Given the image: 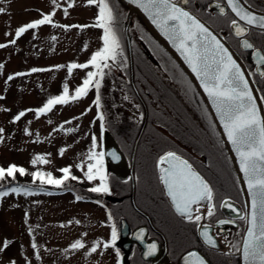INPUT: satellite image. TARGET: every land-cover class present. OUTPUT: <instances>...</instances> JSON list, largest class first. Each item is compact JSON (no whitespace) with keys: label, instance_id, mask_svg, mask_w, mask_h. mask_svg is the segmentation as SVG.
<instances>
[{"label":"flooded vegetation","instance_id":"obj_1","mask_svg":"<svg viewBox=\"0 0 264 264\" xmlns=\"http://www.w3.org/2000/svg\"><path fill=\"white\" fill-rule=\"evenodd\" d=\"M174 1L208 23L227 41L245 65L260 98L264 97V75H261L264 62H259L260 56H264V30L247 26L243 35L236 36L230 23L236 18L225 0ZM243 1L264 11L248 0ZM109 5L113 9L112 27L119 48L116 59L109 58L106 62L113 71L109 81L114 85L110 89L112 116L110 119L106 116L103 125L110 131L131 169L119 178L102 157L109 193L89 191L99 184V179L92 184L86 183L74 170L70 173L77 177L76 180L69 178L62 185L47 184L41 188L52 196L72 195L79 205L70 210L77 211L76 214L66 211L70 207L58 208L65 215L61 216L59 211L61 217L49 221L57 228L49 235V256L55 258V264H120L123 247L117 244V240L123 219L128 264H192L196 257L189 256L190 252L197 253L206 264H239L245 204L239 189L236 198L225 195L229 189V161L203 101L189 78L134 15L127 27L131 47L130 72L125 43L122 45L117 34L119 25L123 37L127 9L117 0ZM221 7L225 9L224 14L220 13ZM244 40L252 47L245 48ZM120 47L123 48L122 57L118 55ZM261 101L264 107V100ZM94 151L102 152L99 136ZM169 151L187 160L212 187L213 216L206 214L207 201L193 205V217L197 214L202 216L198 223L188 221L175 211L160 180L159 168L167 167V163L158 167L159 157ZM215 163L221 174L218 169L215 171ZM60 173L53 177L61 178L64 173ZM224 198L235 201L240 209L238 214L242 215L225 214L220 207ZM197 207L199 213L196 212ZM222 220L234 223L221 224ZM113 225L117 231L115 245L111 244ZM205 228L216 241L214 246L201 235ZM78 239L84 248L71 249L70 245ZM105 243L109 244L108 248L103 247ZM150 244L156 245V251L148 255ZM94 245L97 252L91 253Z\"/></svg>","mask_w":264,"mask_h":264},{"label":"rangeland","instance_id":"obj_2","mask_svg":"<svg viewBox=\"0 0 264 264\" xmlns=\"http://www.w3.org/2000/svg\"><path fill=\"white\" fill-rule=\"evenodd\" d=\"M248 1L264 8V0ZM56 3L59 7L52 0H0V8L4 9L0 12V44L6 45L0 48V65L3 66L0 67V129H3L0 132V168L16 165L25 169L24 174L16 172L12 177L5 175L0 179V192L8 193L0 196V264H12L13 261L15 264H55V258L49 256L48 239L51 231L57 228L49 221L65 215L58 208L70 207L66 211L71 214L74 211L70 210L79 207L72 195L47 194L41 189L47 184L34 180L33 172L61 175L60 170L67 167L77 172L84 182H95L87 180L85 172L89 163H95L88 159L89 151H94L93 136L96 139L100 136L101 124L95 116L93 103L96 90L91 88L87 96L55 105L51 111L39 116L35 112L50 97L61 95L65 84L69 95H73L87 73L96 69L89 65L88 68L73 69L69 74L67 65L86 63L103 47V29L91 27L99 13L98 5H89L87 0H56ZM52 12L55 13L53 24L29 29L19 37L15 35L19 27ZM72 25L89 27H70ZM12 40L15 43H11ZM118 55L124 56L123 48L120 47ZM57 65L64 67L58 68ZM32 68L48 70L31 72ZM18 72L25 75L16 76ZM103 72L99 109L104 110V117L110 119V89L114 84L111 85L109 79L113 71L105 67ZM9 76L13 78L9 80ZM21 111L24 116L15 120ZM61 149H64L63 153ZM37 156L48 162L33 164ZM214 167L221 174L216 163ZM6 182L8 185L4 187L2 184ZM228 182L225 195L236 198L233 182L230 179ZM13 188L20 191L13 192ZM53 234L57 235L56 231Z\"/></svg>","mask_w":264,"mask_h":264},{"label":"snow or ice","instance_id":"obj_3","mask_svg":"<svg viewBox=\"0 0 264 264\" xmlns=\"http://www.w3.org/2000/svg\"><path fill=\"white\" fill-rule=\"evenodd\" d=\"M141 9L147 13L152 22L157 25L161 32L174 44L177 50L181 53L187 63L191 66L192 71L200 78L201 84L212 99L216 107V111L220 116L226 131L229 141L235 147L239 156L240 169L244 173L247 180L248 190L252 195L251 201V219L250 227L247 229V237L244 240L243 256L245 261L251 264H264V116L260 115L256 97L249 87V82L245 78V74L241 66L233 58L228 48L206 27L196 16L189 11L179 7L174 0H132ZM52 3L57 5L56 0ZM89 5L96 4L99 7V13L96 17V22L91 27L103 29L101 37L103 47L94 52L91 58L83 64L70 63L67 65L69 74L73 69L88 68L93 66L96 71H89L82 84L75 89L73 95H69L67 84L64 85V90L61 95L50 97L43 107L35 109L39 116L40 114L49 112L55 105L67 104L69 101H74L88 95L91 88H95L96 97L93 103L97 109L101 107V80L105 73L103 68L108 67L106 63L109 58L113 61L117 56L119 41L112 27L114 20L113 9L110 7L108 0H87ZM187 3V0H185ZM227 5L240 20L246 21L249 25L259 24L261 29H264V15L259 17L249 11L241 4V0H227ZM69 7H72L69 4ZM67 15V9L64 10ZM0 12H4L0 8ZM220 13L224 14L225 9L220 8ZM54 12L45 14L41 19L33 20L30 23L19 27L15 35L21 36L29 29H36L41 25L53 24ZM231 25L235 26V35H243L245 29L240 27L236 19L230 21ZM67 28L66 25H53ZM70 27L85 28L89 25H72ZM55 39V37H52ZM11 43H15L12 40ZM245 48H251L247 40L243 41ZM6 47L0 44V48ZM103 62V63H102ZM259 62H264V56H260ZM0 67H3L0 65ZM56 67H64L57 65ZM48 69L32 68L31 72L47 71ZM16 76L25 75V73H16ZM264 75V73H261ZM13 77L9 76L11 80ZM264 100V97H261ZM31 111V110H29ZM21 111L15 120H19L24 116ZM98 118L101 121V130L103 131V121L105 119L102 112H98ZM27 132V129L25 130ZM68 131H73L69 129ZM3 132V129H0ZM96 147V137L93 136L92 149ZM64 149H61L63 153ZM104 153L89 151L88 159L95 161L89 163L85 176L87 180L93 181L99 179V184L90 188L89 191L96 193H109L107 176L103 172V157ZM37 161L47 163L42 156H37L32 163ZM167 163V167H160V180L167 189V195L171 198L172 205L175 211L185 217L188 221L199 222L202 219L200 214L193 217V205H199L202 201H207V216L214 215L213 189L203 176L198 173L193 166L185 159H182L175 152H166L159 157L158 167ZM80 167V165H77ZM64 175L57 179L51 173L33 172V179H39L41 183L62 185L65 180L71 178L76 180V176H71L70 168L60 170ZM16 172L24 174V168H18L16 165H11L7 169L0 168V179L5 175L12 177ZM13 192H19L20 189L13 188ZM7 192H0V196H6ZM30 194V193H26ZM80 199V197H77ZM231 208L232 205L228 204ZM199 207L196 212L199 213ZM109 219L111 216L109 215ZM223 223H234V221H220ZM205 241L210 245H215L216 241L209 236L208 231L201 233ZM117 240V231L115 225L112 227L111 244L115 245ZM7 241L4 246L7 247ZM34 248L35 244L32 245ZM103 247L108 248L109 244L105 243ZM71 249L84 248L81 240H76L70 245ZM148 255L156 251V245L148 246ZM2 250V249H0ZM91 253L97 252V246L90 249ZM189 256L196 257L192 264H206L205 260L200 258L197 253L190 252ZM12 264H15L13 261Z\"/></svg>","mask_w":264,"mask_h":264},{"label":"water","instance_id":"obj_4","mask_svg":"<svg viewBox=\"0 0 264 264\" xmlns=\"http://www.w3.org/2000/svg\"><path fill=\"white\" fill-rule=\"evenodd\" d=\"M120 3H122L124 6L127 7L128 13L123 25V32H124V37H125V43H126V51H127V56L129 59L130 63V72L132 73L131 70V47H130V41H129V36L127 32V26L128 22L130 19V15L132 13H135L145 28L149 31V33L154 37V39L162 46V48L169 54V56L177 63V65L181 68V70L187 75L193 86L195 87L196 91L200 95L213 123L214 126L217 130V133L223 143V146L225 148V151L227 153V156L229 158V162L231 164L232 170L235 174L240 192L242 194L244 204H245V211H244V218H245V223H244V228L241 236V241H240V246H239V264H251L249 261H245L244 256H243V245H244V240L247 237V229L250 227L249 221L251 219V201H252V195L250 194L248 190V185H247V180L245 179L244 173L240 169V161H239V156L237 155V152L235 150V147L229 141L226 131L224 129L223 123L220 119V116L218 115L216 111V107L212 102V99L208 96V94L205 92L200 78L192 71L191 66L187 63V61L184 59V57L181 55V53L177 50V48L174 46V44L161 32V30L157 27L156 24L152 22V19L150 16L145 13L143 9H141L137 4L133 3L132 0H118ZM175 2V1H174ZM227 4V0H225ZM176 3V2H175ZM179 7L184 8L186 11H189L185 7H183L181 4L176 3ZM241 4L247 8L249 11L253 12L256 14L258 17L260 15H264V11H259L256 9H253L252 7L248 6L243 0H241ZM228 7V5H227ZM229 11L231 14L239 21V26L246 29L248 27H252L255 29H261L259 24L255 25H249L247 24L246 21L240 20L239 17L235 15L231 11V9L228 7ZM192 15L196 16L206 27L209 28V30L221 41L222 44L226 48H228L229 52L232 54L233 58L237 61V63L241 66V69L243 70L245 74V78L249 82V87L252 90V93L254 97H256L257 101V106L260 112L261 116H264V108L262 101L260 99L259 93L255 87V84L253 83L251 76L249 72L247 71L245 65L243 64L242 60L238 56V54L232 49V47L225 41V39L215 30L213 29L208 23H206L204 20H202L200 17L189 11ZM246 25L245 27L241 26V23ZM233 29L235 31V26H233ZM102 153H104L103 157L105 161H107L109 169L119 178L124 177L127 172H130L129 170L131 169L127 165V161L117 146L116 142L114 141L112 135L108 130H105L102 135ZM165 186V185H164ZM166 192L167 189L165 188ZM171 199V198H170ZM228 204H231L232 207L229 208L227 207ZM221 209L225 214H228L230 216H238L242 214H238V211L240 212L239 205L229 199V198H224L221 201L220 204ZM174 208V207H173ZM121 227H120V234L119 238L117 240V244L119 246L122 245V254L120 256V264H128V244L125 241V221L121 219L120 221ZM124 241V242H123ZM210 264V263H207Z\"/></svg>","mask_w":264,"mask_h":264},{"label":"trees","instance_id":"obj_5","mask_svg":"<svg viewBox=\"0 0 264 264\" xmlns=\"http://www.w3.org/2000/svg\"><path fill=\"white\" fill-rule=\"evenodd\" d=\"M109 1V3H112L114 0H108ZM119 29H120V27H119V25H118V30H117V34H118V37H119V39H120V41H121V43H122V45H123V43H124V41H123V37H122V35H121V32L119 31ZM227 169H228V173H229V179H230V182L232 183V186H234L235 187V190H236V193H237V196H239V191H238V186H237V182H236V179H235V175H234V173H233V171H232V168H231V166H230V164H228L227 163ZM231 177V178H230ZM232 180V181H231ZM6 183H8V182H6ZM6 183H3L2 185H8V184H6ZM230 183V184H231ZM1 187V186H0Z\"/></svg>","mask_w":264,"mask_h":264}]
</instances>
